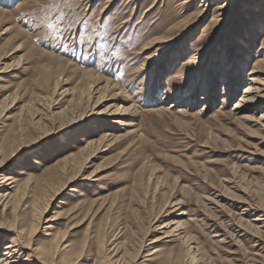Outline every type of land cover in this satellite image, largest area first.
<instances>
[{
    "label": "rangeland",
    "instance_id": "rangeland-1",
    "mask_svg": "<svg viewBox=\"0 0 264 264\" xmlns=\"http://www.w3.org/2000/svg\"><path fill=\"white\" fill-rule=\"evenodd\" d=\"M107 1L0 0V178L23 187L30 177L22 213L43 194L40 233L54 218L51 227L68 230L75 247L85 241L89 264L102 257L113 264H192L187 240L199 264H264V233L236 243L230 229L241 212L206 201L239 190L264 209V146L254 139L260 132L233 115L247 75L264 72V0H232L223 11L213 0H115L105 10ZM61 12V24L75 21L70 31L33 24ZM162 37L176 43L163 51L164 43L155 45ZM196 58L198 80L189 64ZM227 64L243 72L236 92L225 84L232 81ZM91 74L114 86L105 107L120 98L134 108L126 126L79 121L76 101ZM71 120L78 123L66 127ZM102 138L106 150L95 155ZM89 142L97 143L83 151ZM176 221L182 230L164 238L159 228Z\"/></svg>",
    "mask_w": 264,
    "mask_h": 264
},
{
    "label": "bare ground",
    "instance_id": "bare-ground-1",
    "mask_svg": "<svg viewBox=\"0 0 264 264\" xmlns=\"http://www.w3.org/2000/svg\"><path fill=\"white\" fill-rule=\"evenodd\" d=\"M129 1H132V0H129ZM193 1H196V0H186L185 5H189V3ZM214 1L215 2L222 1L223 4L218 5L216 9L217 11H223L224 8L227 7L228 3L232 0H213L212 3ZM114 2L115 0L107 1V4L104 9L106 10L110 8ZM6 32H7V29L2 34ZM245 38L247 39L246 36ZM245 38L240 39L242 43L241 47L243 50H247V47H248ZM160 43H164L163 51H166L167 49L173 47V45L176 42L172 40H168L166 37H162V40L159 42H156L155 45H158V48H159ZM21 48L22 46L18 44L16 46L15 52H19ZM241 56L244 57L243 54ZM196 59L197 60L195 61L189 62V64H190V70L191 72H193V77L197 78L198 80L200 67L202 65L200 63V59L199 58H196ZM154 68L155 67L152 66L147 72L148 81H153L152 78L156 74L155 72L157 70L156 68L155 69ZM240 68H234L232 64H227L225 67V69H227V71L229 72L230 77L232 78L231 83H230V80L227 79L225 84H226V87H228V86H231V84L233 83L234 84L233 92L234 91L236 92V90L239 88L238 86H240V77H241V74L243 73ZM141 70H143V68H141ZM3 72L4 70L0 68V74H2ZM247 76L249 77L247 79V84L242 88L239 98H237L238 100L233 107V112H234L233 115L237 117V120L240 121L242 124L249 125L253 123L254 126L258 127L257 131L260 132L259 133L260 135H259V138H254V139L259 140L258 145L264 146V72L253 70ZM100 81L101 79L99 77H95L92 74L88 75V83L86 84L85 88L81 89V92L79 93L78 99L76 101V105H77L76 108L78 107L82 109V114H81V118L79 121L80 122L92 121L96 118L98 120H102L104 123V126H105V123H107L106 128L126 126L125 119L128 116H130L134 108L131 107V105L129 104H125L126 101L120 98H116L117 102H121V103L117 104L115 108H112L111 106L105 107V103L110 101L109 99H107L108 97L107 94L112 89H114V86L110 84L109 81H106L104 82V85H101L99 84L101 83ZM98 85H101V86H98ZM182 87L184 88V86H179L176 91L181 92L183 89ZM195 88L196 87H193V91H195L194 90ZM210 97L211 96L209 95L208 100L210 99ZM9 100H10V97H5L3 99V102L6 103ZM14 101L15 100H13V103ZM174 105H170L169 108L172 109V107H175ZM205 106H206V102H204L199 112H202L205 109ZM12 107H13V104L11 106H8L4 111L6 112ZM180 112H186V110L181 109ZM77 123H78L77 121L71 120L70 122H68V126L66 127L68 128L72 127ZM252 134H254V132H252ZM250 137L253 138L254 136H250ZM103 138L97 141L99 143L95 142L97 143V148L94 151L95 155H98L99 153L106 150V149L102 150L101 149L102 147H100L106 137L104 139ZM95 143L93 142L87 143L83 151L91 149L92 147L95 146L94 145ZM1 151L2 149L0 150V156H1ZM94 158H96V156L93 155V156H90L88 159H85L84 164L82 163L80 165L79 172L83 171L84 169H87L86 164L89 165L91 163V159H94ZM1 161L2 160H0V165L2 164ZM1 168L2 167L0 166V169ZM13 179L14 178L9 177V175L8 176L4 175L0 178V207H1L0 241L4 242L1 248L0 264H89L88 258L86 255L87 250H86L85 241L82 242V244L78 248L75 247L71 242H69L70 232L68 230H63V231L59 229L55 230L51 227L52 224L54 225L53 221H56L54 218H51V219L49 218L45 220L44 222L45 228L43 229V232L40 233V229L42 230V226L40 223H42V216L45 213L44 206L46 205V204L45 205L43 204V202L44 203L46 202L45 197H42L43 194L41 195V198L37 197L38 199H35L31 204L29 202L30 205L28 204L29 207L28 209H26L27 210L26 213L24 214L22 213V208L26 204V201H25L26 194H29L27 193L28 191L26 190H28V184H30L29 183L30 177H27V179L24 181L25 183L23 187H19L20 185L18 184V182H16ZM80 180L86 181L87 183L90 182V180L86 179L85 176L84 178H81ZM64 187L65 186H61V188L55 191V193L53 192L54 195L53 194L52 195L54 197L50 195L51 198L55 199V197L58 196L59 192ZM46 191L44 192L46 193ZM236 191L237 193H239L238 195L231 194L232 197L229 196L227 198L226 196L223 197L221 195H216L214 196V199H208L206 201H209V204H211V206L214 205L215 208L219 207L218 206L219 201L225 202L226 203L225 207L227 205L229 208L233 210L235 209L236 211L241 212V214H239L238 221L234 223V226L230 229L232 239H236L235 241L236 243H239L238 238L244 237L246 235L247 237L248 235H250V236H253V238L260 239L262 234L264 233V211H263L264 209L262 210V209H259V207L257 208L255 206H252L251 204L248 203L246 198H244L245 194H242L243 192H240L239 190H236ZM215 208H213L212 210L216 211ZM248 214L253 216L254 218L252 217L253 219L251 220H248V219L245 220V218L248 217ZM183 215L184 214H182V212L178 214V216L181 218ZM181 221L172 222L169 226L167 225V226L160 227L159 229L165 230L163 232L165 236L163 237L164 238L171 237L174 233L176 234L180 230H182ZM162 230L160 232H162ZM156 239L158 240V238ZM155 242L156 241H154L153 243ZM187 243H189L187 245V253L190 256L191 261L193 262L192 264H199L198 259H196L195 257L197 247L193 246L194 242H189V240H187L184 244H187ZM137 254H139V251H137ZM100 259H101L100 264H113L114 263V262L106 263L105 257H102ZM117 262L121 263V260L120 261L117 260ZM125 264H129V262L127 261L125 262ZM226 264L228 263L226 262Z\"/></svg>",
    "mask_w": 264,
    "mask_h": 264
},
{
    "label": "snow or ice",
    "instance_id": "snow-or-ice-1",
    "mask_svg": "<svg viewBox=\"0 0 264 264\" xmlns=\"http://www.w3.org/2000/svg\"><path fill=\"white\" fill-rule=\"evenodd\" d=\"M63 2L64 0H58V4ZM66 19L65 13L61 12L60 15L56 16L54 19H50L46 16L39 17L33 21V24L37 26L38 30H44L46 28L48 31H52L55 29L57 32L63 34L64 31H70L73 23H75V21H70L65 24H61V21H66Z\"/></svg>",
    "mask_w": 264,
    "mask_h": 264
}]
</instances>
